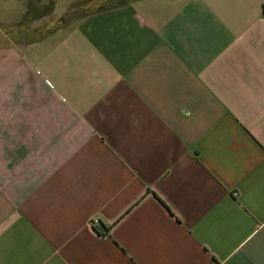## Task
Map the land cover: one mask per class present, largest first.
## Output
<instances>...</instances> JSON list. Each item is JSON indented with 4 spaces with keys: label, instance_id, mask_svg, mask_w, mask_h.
Returning <instances> with one entry per match:
<instances>
[{
    "label": "crops",
    "instance_id": "1",
    "mask_svg": "<svg viewBox=\"0 0 264 264\" xmlns=\"http://www.w3.org/2000/svg\"><path fill=\"white\" fill-rule=\"evenodd\" d=\"M99 1L0 49V264H264V0Z\"/></svg>",
    "mask_w": 264,
    "mask_h": 264
},
{
    "label": "rangeland",
    "instance_id": "2",
    "mask_svg": "<svg viewBox=\"0 0 264 264\" xmlns=\"http://www.w3.org/2000/svg\"><path fill=\"white\" fill-rule=\"evenodd\" d=\"M29 1L32 4L37 2V0H0V49L18 48L36 42L45 36H51L62 25L66 26L72 21L63 24L61 17L72 13H65L63 6L80 0H43V3H48L46 9H40L33 5L30 13L23 18V12H25ZM113 1L115 0H100L94 8L116 5ZM11 25L14 27H9Z\"/></svg>",
    "mask_w": 264,
    "mask_h": 264
},
{
    "label": "water",
    "instance_id": "3",
    "mask_svg": "<svg viewBox=\"0 0 264 264\" xmlns=\"http://www.w3.org/2000/svg\"><path fill=\"white\" fill-rule=\"evenodd\" d=\"M83 11L77 10V11H74L72 13H69V14H66V15L62 16L61 18L63 20V24H66L67 22L73 20L74 18H76L77 16L82 14Z\"/></svg>",
    "mask_w": 264,
    "mask_h": 264
},
{
    "label": "trees",
    "instance_id": "4",
    "mask_svg": "<svg viewBox=\"0 0 264 264\" xmlns=\"http://www.w3.org/2000/svg\"><path fill=\"white\" fill-rule=\"evenodd\" d=\"M125 1V0H124ZM113 2H115V4H120V3H122L123 2V0H115V1H113Z\"/></svg>",
    "mask_w": 264,
    "mask_h": 264
},
{
    "label": "built area",
    "instance_id": "5",
    "mask_svg": "<svg viewBox=\"0 0 264 264\" xmlns=\"http://www.w3.org/2000/svg\"><path fill=\"white\" fill-rule=\"evenodd\" d=\"M96 223H97V221H94V222H93V224H96Z\"/></svg>",
    "mask_w": 264,
    "mask_h": 264
}]
</instances>
